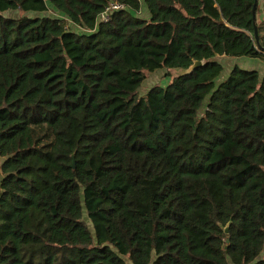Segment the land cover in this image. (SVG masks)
<instances>
[{
  "label": "trees",
  "instance_id": "16d2710c",
  "mask_svg": "<svg viewBox=\"0 0 264 264\" xmlns=\"http://www.w3.org/2000/svg\"><path fill=\"white\" fill-rule=\"evenodd\" d=\"M143 2L0 0V264H264L260 2Z\"/></svg>",
  "mask_w": 264,
  "mask_h": 264
},
{
  "label": "rangeland",
  "instance_id": "374dc122",
  "mask_svg": "<svg viewBox=\"0 0 264 264\" xmlns=\"http://www.w3.org/2000/svg\"><path fill=\"white\" fill-rule=\"evenodd\" d=\"M143 7H145L143 0H141ZM260 2V10H259V18L264 19V0H259ZM145 9V8H144ZM146 13L142 12L141 15H144ZM37 16H48L51 18H63V16L56 12L51 5H49V11L45 14H36ZM5 16L9 18H21L24 16H35V14H25L22 12H9L5 14ZM71 28L76 29L75 27L70 24ZM217 60L222 64L224 70L220 74V76L215 80L216 85H220L224 81H226L230 74L232 69L235 66H239L246 70H257L261 76L264 75V69L262 68V63L259 60L256 59H249V58H226V57H218ZM169 72L166 70L157 71L154 73H145L146 80L143 82L142 86L139 89V96H146L147 93L155 88V87H165L170 83L171 77L168 76ZM171 74V73H170ZM172 76V75H171ZM2 159L0 158V180L2 178L1 174V165H2Z\"/></svg>",
  "mask_w": 264,
  "mask_h": 264
},
{
  "label": "water",
  "instance_id": "95a60500",
  "mask_svg": "<svg viewBox=\"0 0 264 264\" xmlns=\"http://www.w3.org/2000/svg\"><path fill=\"white\" fill-rule=\"evenodd\" d=\"M258 1L259 0H255V4H254V8H253V16H254V22H256V11H257V7H258ZM255 37L256 40H259V33H258V29H257V25H255ZM203 66V62H194V64L188 68V69H179V70H173L171 71V75L173 78L175 79H179L188 75H191L197 68ZM73 167H75V163L73 164ZM231 223H229L226 227L223 228L224 233L226 235L229 234V228H230Z\"/></svg>",
  "mask_w": 264,
  "mask_h": 264
},
{
  "label": "built area",
  "instance_id": "2783aa9c",
  "mask_svg": "<svg viewBox=\"0 0 264 264\" xmlns=\"http://www.w3.org/2000/svg\"><path fill=\"white\" fill-rule=\"evenodd\" d=\"M125 7L122 4L119 3H111L108 8L105 10V12L100 15L99 21L101 22H107L110 19V16L112 12L123 10Z\"/></svg>",
  "mask_w": 264,
  "mask_h": 264
},
{
  "label": "crops",
  "instance_id": "0c3cea01",
  "mask_svg": "<svg viewBox=\"0 0 264 264\" xmlns=\"http://www.w3.org/2000/svg\"><path fill=\"white\" fill-rule=\"evenodd\" d=\"M262 68L264 69V64L262 65Z\"/></svg>",
  "mask_w": 264,
  "mask_h": 264
}]
</instances>
